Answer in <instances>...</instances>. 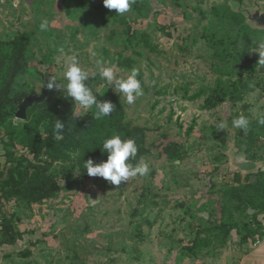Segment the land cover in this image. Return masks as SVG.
I'll list each match as a JSON object with an SVG mask.
<instances>
[{
    "label": "rangeland",
    "instance_id": "rangeland-1",
    "mask_svg": "<svg viewBox=\"0 0 264 264\" xmlns=\"http://www.w3.org/2000/svg\"><path fill=\"white\" fill-rule=\"evenodd\" d=\"M240 1L252 7L253 0ZM233 15L229 5L208 0H136L122 16L105 8L104 0H0V43L16 42L19 49L10 90V98L20 101L16 106L26 95L42 94L46 73L67 83L63 48L65 58L76 56L88 71L97 99L118 100L124 124L146 132L143 158L151 169L117 187L101 177L81 178L77 155L68 151L71 161L52 162L48 170L60 185L42 202L25 201L5 186L3 147L12 131L20 139L23 122L15 119L18 107L13 111L1 99L0 247L10 246L2 236L12 226L27 247L9 255V264H212L243 244L260 243L263 228L249 210L261 213L262 200L246 188L245 174H233L229 146L232 139L243 144V130L232 121L249 116L246 96L264 84L258 62L239 67L264 32L239 27ZM45 19L50 27L42 32ZM101 59L116 67L118 78L139 69L144 94L134 104L101 79ZM50 91L41 106L56 115L63 105L72 118V99ZM224 93L223 103L206 105ZM32 115L28 111L27 122ZM257 130L250 137L263 153Z\"/></svg>",
    "mask_w": 264,
    "mask_h": 264
},
{
    "label": "trees",
    "instance_id": "trees-1",
    "mask_svg": "<svg viewBox=\"0 0 264 264\" xmlns=\"http://www.w3.org/2000/svg\"><path fill=\"white\" fill-rule=\"evenodd\" d=\"M237 25L243 28L245 19L241 15H233ZM19 57V49L16 42L0 43V105L1 99H5V105L13 111L16 110V104L20 101L10 98V90L12 86V75L17 68V58ZM127 64L132 66L131 61ZM249 67V66H246ZM244 67V68H246ZM227 93L223 96H216L208 98L206 105L208 107H215L226 100ZM195 97L194 99H198ZM22 99V96H21ZM20 99V100H21ZM98 101H111L116 105V111L108 117H102L100 120H95L94 115L96 108L93 106L87 113L85 120H72L66 113L65 108L58 107V114L51 111H46L44 106H34L29 110L32 115L31 121H26L19 126L18 133L20 139L14 136V132H10L8 139L3 143L6 161L9 165L6 173L5 186L13 188L15 193L28 202H42L46 200L53 186L60 185L51 174L48 173L50 164L58 161H71V157L66 154L70 151L77 155L78 174L81 178H90L87 170L83 167L87 160L92 159L96 164L106 162L108 153L103 150V143L111 138L114 134H119L122 139L132 138L136 141L138 146V154L135 160L131 163L137 162L146 152V132L141 128H130L124 124V110L122 105L115 98L113 99H97ZM217 101L216 104H213ZM10 113L5 114V119ZM60 119L65 123L63 131L60 133L62 139L55 138V122ZM5 126L3 117L0 116V133ZM259 140V138H258ZM21 147V148H19ZM33 156V161L27 159V155ZM245 158L254 162L259 159L256 154L252 155L246 151ZM65 178L68 183L72 179L65 173ZM246 188L255 193L261 198L259 206L261 212L264 213V171H260L255 175H246ZM234 194L237 192L234 190ZM251 208V205H248ZM253 210V209H252ZM254 211V210H253ZM250 214V213H249ZM259 213L253 215L255 223L259 228H263L261 235L264 236L263 222L258 219ZM8 219V218H6ZM10 224V220H7ZM12 225V223H11ZM236 225L231 229H236ZM229 229V227H227ZM253 236V231L247 233L241 242L246 243ZM2 243L14 246L20 240L24 242L23 235L12 227H5L2 236ZM23 238V241H22ZM31 254L26 252L23 254L24 258H28Z\"/></svg>",
    "mask_w": 264,
    "mask_h": 264
},
{
    "label": "clouds",
    "instance_id": "clouds-1",
    "mask_svg": "<svg viewBox=\"0 0 264 264\" xmlns=\"http://www.w3.org/2000/svg\"><path fill=\"white\" fill-rule=\"evenodd\" d=\"M136 3V0H104V7L109 10H115L118 15H124L131 10V6ZM50 27V22L45 19L41 22L40 30L47 31ZM259 54L258 67L264 68V40L258 47L252 51ZM61 59L64 66V77L67 80L66 84L59 83L55 76H51L47 83L49 90L64 91L67 98L72 99L73 116L72 120H77L88 109L95 106V120H100L102 117H108L116 111V105L111 101H98L97 96L93 91V86H89V73L80 66V62L76 56H67L63 48L59 49ZM97 68L101 79L105 80L109 85L115 86V91L126 99L129 105L135 103L139 96H142V84L139 76V69H133L131 73L125 77H117L115 66H106L101 60L96 61ZM246 78V76H245ZM249 120L241 114L237 119L232 121L235 128L242 129L245 134L249 130ZM259 124L264 126V118L259 120ZM65 123L56 119L55 122V138L62 139L60 133L63 131ZM220 129L224 128L221 124ZM103 150L108 153L106 162L96 164L92 159L87 160L83 167L87 170L90 177H101L110 182V184L119 187L122 183L136 177H145L150 173V165L145 158L141 157L138 163L133 164L130 161L135 160L138 154V146L132 138L127 140L122 139L119 134H114L111 138L103 143Z\"/></svg>",
    "mask_w": 264,
    "mask_h": 264
},
{
    "label": "water",
    "instance_id": "water-1",
    "mask_svg": "<svg viewBox=\"0 0 264 264\" xmlns=\"http://www.w3.org/2000/svg\"><path fill=\"white\" fill-rule=\"evenodd\" d=\"M216 2L217 4L225 3L230 6L232 12L236 15H241L244 17V25L249 27L253 31L264 32V7L261 5L260 0H253L252 7L244 5L240 0H208V2ZM259 60L258 53H252L251 56L246 57L244 61L240 64V68L246 66H253ZM44 90L41 95L29 94L24 96L23 101L18 105V111L15 113V119L20 122H26L28 118V111L34 106L43 105L47 102L51 91L47 88V83L50 80L48 74H45ZM235 140L232 139L230 144V156H231V167H233V174H245L251 175L256 174L262 169V163H256L247 161L245 159H240L238 156V151L234 145ZM251 215L255 214V211L249 210ZM204 218L209 219V214H204ZM26 242L19 241L14 246H2L0 248V264L3 263L5 258L11 255L13 252H21L25 250Z\"/></svg>",
    "mask_w": 264,
    "mask_h": 264
},
{
    "label": "crops",
    "instance_id": "crops-1",
    "mask_svg": "<svg viewBox=\"0 0 264 264\" xmlns=\"http://www.w3.org/2000/svg\"><path fill=\"white\" fill-rule=\"evenodd\" d=\"M260 71H262V69H260ZM262 73L264 74V71H262ZM254 96H256L255 103L252 101ZM246 100H247L246 101L247 105L250 106L248 110L249 116L247 118L249 122L251 121V123H249V130L247 131V133L245 134L244 131L242 133L245 136L244 139L242 138L243 144L241 146H238L240 142H237L235 147L238 151V156L240 159L247 160L245 158L246 151H248V153L252 155L256 154L255 152H257L256 155L259 161L256 163H262L263 165L262 170L264 171V161L260 159V156L262 154L264 155V149H263L264 145L260 142V140L257 141V147L262 148L263 153L260 150L256 151V148H254L252 144L253 142L252 137H250V134L252 133V130L255 127H257L258 129L257 130L258 133L261 132L262 134L258 138L260 139V137H264V126H261L259 124V120L261 118H264V84H260L259 86H257V89H255L253 92H249V94L246 96ZM254 121H257L256 125H253ZM247 161H251V160H247ZM258 172H260V170ZM258 219L259 221L263 222V226H264L263 212L259 213ZM236 232H237V228L233 230V233ZM252 246L249 244V242L243 244L241 247H237L236 249L226 253V255L222 256L221 259H216V260L213 259L214 261H212V264H264V236L262 237V240H260V243L256 247H252ZM12 259L13 258L6 259V261L4 260L2 264H9Z\"/></svg>",
    "mask_w": 264,
    "mask_h": 264
},
{
    "label": "built area",
    "instance_id": "built-area-1",
    "mask_svg": "<svg viewBox=\"0 0 264 264\" xmlns=\"http://www.w3.org/2000/svg\"><path fill=\"white\" fill-rule=\"evenodd\" d=\"M260 142L264 145V137H260Z\"/></svg>",
    "mask_w": 264,
    "mask_h": 264
},
{
    "label": "flooded vegetation",
    "instance_id": "flooded-vegetation-1",
    "mask_svg": "<svg viewBox=\"0 0 264 264\" xmlns=\"http://www.w3.org/2000/svg\"><path fill=\"white\" fill-rule=\"evenodd\" d=\"M10 257L9 256H7L5 259H9Z\"/></svg>",
    "mask_w": 264,
    "mask_h": 264
}]
</instances>
